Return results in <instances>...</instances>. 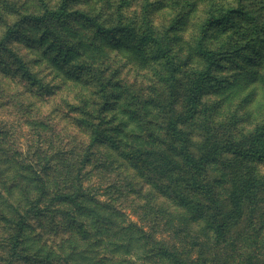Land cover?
<instances>
[{"label": "rangeland", "instance_id": "1", "mask_svg": "<svg viewBox=\"0 0 264 264\" xmlns=\"http://www.w3.org/2000/svg\"><path fill=\"white\" fill-rule=\"evenodd\" d=\"M62 2L0 0V197L9 210L49 202L27 182L45 176L82 192L84 206L68 204L84 229L61 212L26 215L50 246L75 232L80 243L87 234L118 245L106 247L126 264H264V157L212 155L249 146L264 122V0H66L65 12H49ZM215 3L232 12L204 40L207 67L198 43ZM169 118L194 157L208 155L203 174L167 137ZM233 196L241 218L215 244ZM3 218L0 264H58L14 251Z\"/></svg>", "mask_w": 264, "mask_h": 264}, {"label": "trees", "instance_id": "2", "mask_svg": "<svg viewBox=\"0 0 264 264\" xmlns=\"http://www.w3.org/2000/svg\"><path fill=\"white\" fill-rule=\"evenodd\" d=\"M66 0L60 4V7L56 10L49 11L53 14H60L65 12L66 9ZM62 7V8H61ZM232 12V9H227L224 4L218 3L213 4V7L209 9L208 15L202 23L201 30H200V37L198 47L200 48L202 54L204 55L206 66L209 67L212 62V50L209 49L205 45V38L209 31L221 21H224L226 18H229V13ZM95 28L99 29L101 24L96 21L95 19ZM163 130L165 131L168 138L173 141H177L181 143V147L178 151V154L182 152L183 159H185L186 163L189 165L190 170L195 173L203 174V169L205 165V161L208 159V155H204L201 157H194L187 147L185 146V137L184 132L179 128V120L177 118H169L166 121L165 125L163 126ZM234 151L238 156L241 158H245L248 160H260L264 157V122L256 126L253 130L251 135V140L249 146L245 148H225L221 147L212 154L221 155L223 150ZM61 160L64 161L65 158L61 153H58ZM45 157V156H44ZM64 166H68V164H64ZM30 178L27 180L29 186L36 185L37 192L42 191L40 196L48 195L50 196L49 202L45 200L43 197V203H40L38 200L30 201L31 206L23 210V212H19L11 208L9 210L8 201L2 197H0V215L4 218V224L7 226V229H10L9 235L13 238L12 249L15 251L18 247L19 249L25 251L26 253H34V255L41 259V261L46 262H57L58 264H126L125 260H118L117 258H113L110 254L114 253V249L118 248V245L113 243H107L104 241L103 243L100 240H90L84 239V236H88L87 234H82V242L80 243L77 234L74 232L70 236L67 234L64 238H61L57 244L53 246L47 244L43 240V236L41 234L33 233L32 230L33 225L28 224V220L26 215H32L37 218L38 215L42 214L43 212H55L62 214L65 213V218H67V222L73 224L75 226H79V229H84V224L82 220L78 219V216H74V212L70 211L68 208V204L80 203L79 197L82 196V192H78L74 194L70 192L69 187L63 188L60 190V187L55 184L54 180L45 179L46 177L43 176L40 179L36 180V183L33 181L35 180L32 178L33 176H29ZM28 178V177H27ZM24 178V179H27ZM82 177H78V181H81ZM2 181V179L0 178ZM64 182V180H62ZM18 183V182H17ZM20 184V183H19ZM0 185L3 183L0 182ZM31 188L26 185L25 188L19 190L20 193H28V190ZM6 190V188L4 189ZM54 190V192H53ZM51 191L50 193H47ZM12 191L7 193V196H11ZM229 205L231 206L229 212L223 216L220 220H217V224L213 227V235H214V242L215 244H221L225 239V233L228 228L231 226L233 222H237L241 218V211H240V202L239 199L233 196L230 200ZM52 206V209H50ZM65 207V209H57L60 207ZM41 207V208H40ZM57 207V208H56ZM79 207H84L83 204H79ZM56 208V209H55ZM46 209V210H45ZM65 210H67L65 212ZM11 213L10 218H6L7 212ZM53 213V214H55ZM16 214V215H15ZM52 214V215H53ZM15 216V217H14ZM53 223L57 226L60 225L61 222H57L55 219L52 220ZM72 221V222H71ZM77 223V224H75ZM68 224V228L71 226ZM54 230L55 227H52ZM30 230L31 232H29ZM105 232L101 231V228H97L96 232L92 234V236L101 237ZM76 236H72V235ZM42 239H41V238ZM60 238V237H59ZM79 240V241H78ZM102 244V250L107 252V254H103V251H98L99 245ZM107 245H112L114 249L106 247ZM106 247V248H105ZM166 251V250H165ZM166 252L162 253L165 254ZM13 255V254H12ZM171 255V254H170Z\"/></svg>", "mask_w": 264, "mask_h": 264}]
</instances>
